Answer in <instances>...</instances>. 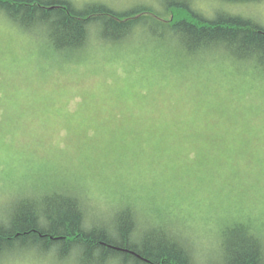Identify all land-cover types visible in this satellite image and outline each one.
<instances>
[{
	"label": "rangeland",
	"instance_id": "374dc122",
	"mask_svg": "<svg viewBox=\"0 0 264 264\" xmlns=\"http://www.w3.org/2000/svg\"><path fill=\"white\" fill-rule=\"evenodd\" d=\"M105 1L126 9L141 0ZM197 8L264 25L260 8ZM136 44L64 63L0 19V211L63 184L102 218L113 202L135 200L141 216L168 214L205 237L224 215L264 230V81L240 82L235 68L211 63L196 62L198 74ZM213 243L204 240L205 255ZM16 258L5 260L47 264Z\"/></svg>",
	"mask_w": 264,
	"mask_h": 264
},
{
	"label": "trees",
	"instance_id": "16d2710c",
	"mask_svg": "<svg viewBox=\"0 0 264 264\" xmlns=\"http://www.w3.org/2000/svg\"><path fill=\"white\" fill-rule=\"evenodd\" d=\"M209 1L244 6L237 0H141L119 9L105 0H0V19L59 62L79 63L91 50L131 49L140 42L155 44L157 56L183 69L199 74L196 62L230 66L244 74L238 81L252 74V84L262 83L264 25L229 9L209 17L197 8ZM113 203L99 217L63 184L15 198L8 212L0 211V264L11 256L47 264H264V230L255 218L224 215L218 232L205 237L202 227L186 229L168 214L139 219L135 200ZM212 239L205 255L204 240Z\"/></svg>",
	"mask_w": 264,
	"mask_h": 264
},
{
	"label": "snow or ice",
	"instance_id": "6c2138e0",
	"mask_svg": "<svg viewBox=\"0 0 264 264\" xmlns=\"http://www.w3.org/2000/svg\"><path fill=\"white\" fill-rule=\"evenodd\" d=\"M238 3L243 4L249 10L255 12L258 8L264 10V0H237ZM180 7H186V5H179ZM0 251H2V246H0Z\"/></svg>",
	"mask_w": 264,
	"mask_h": 264
},
{
	"label": "bare ground",
	"instance_id": "6f19581e",
	"mask_svg": "<svg viewBox=\"0 0 264 264\" xmlns=\"http://www.w3.org/2000/svg\"><path fill=\"white\" fill-rule=\"evenodd\" d=\"M107 213H108V212H107ZM107 213H106V214H107ZM139 219L145 220V217H143V216L140 215V216H139Z\"/></svg>",
	"mask_w": 264,
	"mask_h": 264
}]
</instances>
